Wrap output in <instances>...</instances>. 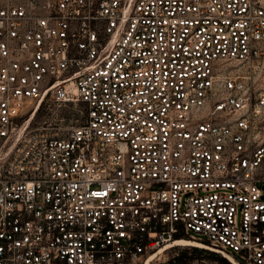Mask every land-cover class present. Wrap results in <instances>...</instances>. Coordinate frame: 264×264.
<instances>
[{
	"label": "built area",
	"instance_id": "1",
	"mask_svg": "<svg viewBox=\"0 0 264 264\" xmlns=\"http://www.w3.org/2000/svg\"><path fill=\"white\" fill-rule=\"evenodd\" d=\"M0 264H264V0H0Z\"/></svg>",
	"mask_w": 264,
	"mask_h": 264
},
{
	"label": "rangeland",
	"instance_id": "2",
	"mask_svg": "<svg viewBox=\"0 0 264 264\" xmlns=\"http://www.w3.org/2000/svg\"><path fill=\"white\" fill-rule=\"evenodd\" d=\"M62 115H65L66 117H78L80 116V112L77 110L76 107H73V105H60V104H51L47 108H41L38 110V112L34 115V117L31 119V125H39L43 123L45 120H50L54 117H61ZM194 253L202 254L203 257L208 261H213L214 259H219L222 261V258L218 256L214 252H206L202 249H194Z\"/></svg>",
	"mask_w": 264,
	"mask_h": 264
},
{
	"label": "bare ground",
	"instance_id": "3",
	"mask_svg": "<svg viewBox=\"0 0 264 264\" xmlns=\"http://www.w3.org/2000/svg\"><path fill=\"white\" fill-rule=\"evenodd\" d=\"M177 243L179 244H196V243H193L192 241H190L189 239L187 238H182V239H179V241H177Z\"/></svg>",
	"mask_w": 264,
	"mask_h": 264
},
{
	"label": "trees",
	"instance_id": "4",
	"mask_svg": "<svg viewBox=\"0 0 264 264\" xmlns=\"http://www.w3.org/2000/svg\"><path fill=\"white\" fill-rule=\"evenodd\" d=\"M226 260V259H225Z\"/></svg>",
	"mask_w": 264,
	"mask_h": 264
}]
</instances>
